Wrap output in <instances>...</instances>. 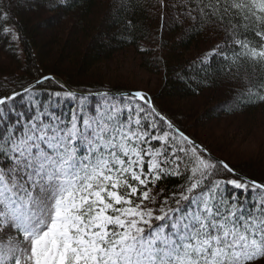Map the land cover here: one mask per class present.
I'll return each mask as SVG.
<instances>
[{
    "label": "snow or ice",
    "instance_id": "snow-or-ice-1",
    "mask_svg": "<svg viewBox=\"0 0 264 264\" xmlns=\"http://www.w3.org/2000/svg\"><path fill=\"white\" fill-rule=\"evenodd\" d=\"M158 4L162 19L179 7L181 26L209 30L189 65L199 79L179 78L227 84L229 111L264 103V0ZM24 6L0 0L5 39L20 41ZM116 7L130 39L143 5ZM52 80L0 95V264H264V179L215 156L145 91L56 81L42 99L37 85Z\"/></svg>",
    "mask_w": 264,
    "mask_h": 264
},
{
    "label": "trees",
    "instance_id": "trees-1",
    "mask_svg": "<svg viewBox=\"0 0 264 264\" xmlns=\"http://www.w3.org/2000/svg\"><path fill=\"white\" fill-rule=\"evenodd\" d=\"M20 2L25 6L13 9L19 21L20 41L0 35V95L19 89L21 84L35 83L43 76L59 77L73 90H139L108 83L96 72L100 66L130 53L142 70L158 77V85L145 92L178 127L241 173L264 179V147H260L259 155L235 159L227 151H242L251 135L259 137V132L264 144V131H259L264 129V103L229 111L226 105L234 93L227 84L214 82L198 87L191 79L179 78L177 73L199 79L198 69L189 65L211 43L209 30L197 33L187 21L181 26L174 20L181 8L166 9L162 19L158 0H139L143 8L136 11V30L128 39L124 28L126 13L116 7L119 0H68L67 6L55 9L49 7L48 0ZM167 3L179 5L181 0ZM45 29L48 37L43 34ZM65 63L70 68H65ZM37 88L42 99L48 91L59 90L53 80ZM201 129L208 133L207 140L199 132ZM215 133H219L216 138ZM177 183L176 177L166 181L169 188Z\"/></svg>",
    "mask_w": 264,
    "mask_h": 264
},
{
    "label": "rangeland",
    "instance_id": "rangeland-1",
    "mask_svg": "<svg viewBox=\"0 0 264 264\" xmlns=\"http://www.w3.org/2000/svg\"><path fill=\"white\" fill-rule=\"evenodd\" d=\"M165 2L167 3L168 0H165ZM43 34H45V37H48V34H49L48 29H45L43 31ZM134 58L135 56L130 53L126 55H122V57L119 60H117L116 58V60H113L112 62L108 64L100 66L96 72L100 74V76L103 77L102 79H104L108 83L118 84V85L127 86V87L132 86V87H136L135 89L144 90V91L154 89L155 86L158 85V82H159L158 77L150 75L146 73L144 70H142L139 67L138 59L137 58L134 59ZM64 66L65 68L69 67L68 63H65ZM260 130L264 131V129L262 128L259 129V131ZM199 132L203 134L202 137L204 138V140L208 139V133H206L204 130L199 131ZM258 134H259V137L254 134L251 135L250 140L245 142L244 148L242 147L243 149L242 151H239V150L237 151L235 149H231V150L227 149L228 154L231 156V158L235 159V157L237 158L243 157V156L253 157L255 155H259L258 152H260L261 150L260 147H264V144H261V141L263 140L260 139V136L262 135V133L259 132ZM218 136H219V133H215L214 137L216 138ZM255 136H256V139H258L256 142L254 141ZM215 138L213 139L211 138V139L214 140ZM216 142L218 144L220 143L219 141H216ZM257 142H259V144ZM221 145H224V143L221 142Z\"/></svg>",
    "mask_w": 264,
    "mask_h": 264
},
{
    "label": "water",
    "instance_id": "water-1",
    "mask_svg": "<svg viewBox=\"0 0 264 264\" xmlns=\"http://www.w3.org/2000/svg\"><path fill=\"white\" fill-rule=\"evenodd\" d=\"M54 77V80L53 81H59L60 83H62V84H64L65 86H67L66 85V83L61 79V78H59V77H56V76H53ZM68 87V86H67ZM70 88V87H69Z\"/></svg>",
    "mask_w": 264,
    "mask_h": 264
}]
</instances>
